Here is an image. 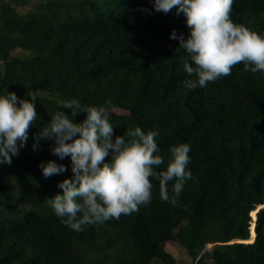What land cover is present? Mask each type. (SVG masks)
<instances>
[{"label": "trees", "instance_id": "trees-1", "mask_svg": "<svg viewBox=\"0 0 264 264\" xmlns=\"http://www.w3.org/2000/svg\"><path fill=\"white\" fill-rule=\"evenodd\" d=\"M230 15L264 36V0H233ZM186 21L176 8L156 12L154 0H0V95L31 101V92L37 112L26 146L0 165V264H179L169 243L195 264H264V208L255 216L264 206V71L240 63L187 88L191 61L170 39L173 30L188 38ZM72 99L112 102L113 141L127 129L156 131L164 158L156 172L166 170L171 146H190L192 178L175 206L152 177L151 202L139 211L82 231L62 222L49 199L73 177L71 157L54 155L53 140L33 145L58 110L86 119L61 106ZM49 161L67 171L45 178L40 165Z\"/></svg>", "mask_w": 264, "mask_h": 264}, {"label": "clouds", "instance_id": "clouds-1", "mask_svg": "<svg viewBox=\"0 0 264 264\" xmlns=\"http://www.w3.org/2000/svg\"><path fill=\"white\" fill-rule=\"evenodd\" d=\"M233 0H154L156 12L169 13L177 9V15L185 14L190 35H177L173 30L170 39L179 40L191 61H184V69L196 79L186 80L185 86L194 89L206 87L221 76H228L237 64L243 63L245 71H264V36L234 23L231 19ZM28 99H19L14 92L0 95V165H11L27 144L29 129L36 122V96L28 93ZM108 107L85 106L72 99L62 102L70 109L72 117L86 113L82 123H75L63 111H56L34 138L53 140L54 155L60 159L71 157L73 177L65 179L58 187L63 194L49 199L55 214L66 226L82 231L84 225L104 224L139 211L152 199V177L160 183V196L174 206L176 197L183 190L192 174L186 171L190 162V146L186 143L170 148L171 158L165 171L156 172L154 167L164 164L157 155L160 150L155 142L156 131L145 133L140 127L127 129L124 136L113 141L114 127L109 122ZM78 137V138H76ZM111 157L106 162V158ZM45 178L67 171L54 161L41 164ZM175 179L171 199L168 183ZM80 214V215H78Z\"/></svg>", "mask_w": 264, "mask_h": 264}, {"label": "rangeland", "instance_id": "rangeland-1", "mask_svg": "<svg viewBox=\"0 0 264 264\" xmlns=\"http://www.w3.org/2000/svg\"><path fill=\"white\" fill-rule=\"evenodd\" d=\"M166 250L176 258L179 264H195L186 251L176 243L167 244Z\"/></svg>", "mask_w": 264, "mask_h": 264}, {"label": "water", "instance_id": "water-1", "mask_svg": "<svg viewBox=\"0 0 264 264\" xmlns=\"http://www.w3.org/2000/svg\"><path fill=\"white\" fill-rule=\"evenodd\" d=\"M261 208H264V206H261V207H259V209L256 211V213H255V216L257 217V213H258V211L261 209ZM256 217H255V221H256ZM255 230V229H254ZM256 237V236H255Z\"/></svg>", "mask_w": 264, "mask_h": 264}]
</instances>
